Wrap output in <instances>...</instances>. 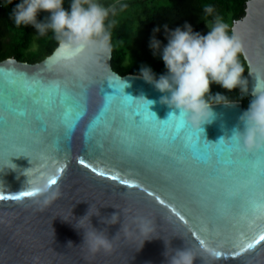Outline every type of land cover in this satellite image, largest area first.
Masks as SVG:
<instances>
[{
  "label": "water",
  "instance_id": "95a60500",
  "mask_svg": "<svg viewBox=\"0 0 264 264\" xmlns=\"http://www.w3.org/2000/svg\"><path fill=\"white\" fill-rule=\"evenodd\" d=\"M232 30L247 92L264 91V0H248ZM111 59L58 45L39 62L0 61V264H168L184 248L193 264H264V156H211L247 109L212 104V122L192 129L160 103L168 93ZM92 228L109 249L90 251Z\"/></svg>",
  "mask_w": 264,
  "mask_h": 264
},
{
  "label": "clouds",
  "instance_id": "9594fccd",
  "mask_svg": "<svg viewBox=\"0 0 264 264\" xmlns=\"http://www.w3.org/2000/svg\"><path fill=\"white\" fill-rule=\"evenodd\" d=\"M63 5L64 0H22L13 8L11 16L17 27L32 25L41 35L51 30L60 47L88 50L106 57V60L111 58L110 29L113 24L110 22L106 26L105 21L110 13L115 15V9L105 7L97 0H71L68 8ZM41 11L48 15L43 21H37ZM204 12L211 15L214 9L205 5ZM205 26L209 31L201 35L194 33L187 23L183 29L177 27L172 31L165 25L167 44L161 50L160 42L153 37L150 48L154 53L160 51L166 74L157 79L148 67H141L139 73L156 90L168 93L161 96L160 103L178 109L184 122L196 130H202L201 125L211 123L215 118L212 104L232 103L220 93L211 94L210 84H218L228 91L239 88L242 95L247 93V81L242 78L244 67L238 58L243 50L240 35L235 31L229 34V25L219 15ZM251 96L248 109L240 117L244 129L234 128L230 142L246 151L264 144V91L254 88ZM143 100L148 105L153 103ZM219 141L225 142L223 137ZM35 191L41 192L42 189L36 188ZM85 217L89 220L88 215L80 220ZM84 243L93 252L110 248L104 232L95 229L84 233ZM165 256L168 264H193L197 257L189 248L172 250L171 253L168 250Z\"/></svg>",
  "mask_w": 264,
  "mask_h": 264
},
{
  "label": "trees",
  "instance_id": "16d2710c",
  "mask_svg": "<svg viewBox=\"0 0 264 264\" xmlns=\"http://www.w3.org/2000/svg\"><path fill=\"white\" fill-rule=\"evenodd\" d=\"M248 0H97L105 7L115 9L105 21L111 22L112 68L121 75H140L141 67H148L158 79L166 74L160 51L154 53L150 40L154 37L160 42V49L167 44V33L177 27L183 29L187 23L192 31L206 35L209 31L205 24H211L219 15L229 25L231 34L234 21L245 15ZM22 0H0V61L16 58L20 61L35 63L49 56L59 45L51 30L41 35L32 25L17 27L11 16L13 8ZM71 0H64L68 8ZM214 9L211 15L204 12V6ZM48 14L39 12L37 21H43ZM158 29V31H154ZM239 61L244 67L242 78L246 79L248 65L241 52ZM239 88L228 91L220 85L210 84V93H220L228 98ZM229 100V99H228ZM230 101V100H229ZM248 109L249 103H242Z\"/></svg>",
  "mask_w": 264,
  "mask_h": 264
},
{
  "label": "snow or ice",
  "instance_id": "6c2138e0",
  "mask_svg": "<svg viewBox=\"0 0 264 264\" xmlns=\"http://www.w3.org/2000/svg\"><path fill=\"white\" fill-rule=\"evenodd\" d=\"M120 94H117V96H119ZM109 105L106 104L105 105V110L107 109ZM16 113L13 112L11 113V115H15ZM183 127V125L181 126ZM174 140L175 139H179L180 138V132L179 131H176L174 132V135L172 137ZM226 149H225V152L222 153V154H217L216 152H212L211 153V156L215 157V158H219V155H224L226 154L229 158V162L231 164H236L238 161L236 159H234V157H246V159L249 161V162H252V161H257L258 157H262L264 156V154L262 153H256V152H249V151H246L244 150L242 147L236 145L235 143H226ZM81 164H84V161L81 160L80 161ZM86 167L88 165H85ZM93 171H96L95 169H93ZM98 175H101V176H106L107 174L104 173V172H97ZM229 175H231V173H229ZM107 178L109 179H112V180H116L118 179V177H115V176H108ZM123 185H127L129 187H134L133 184H131L128 180H121L120 181ZM50 184H55L56 181L53 179V180H50L49 181ZM35 195V192H29V191H25V192H22L20 194V197H11L12 199H20L21 197H30V196H33ZM0 199H5V197L3 196H0ZM160 203H163V201L161 200ZM260 240H264V236H261L260 237ZM248 247H252V245H249Z\"/></svg>",
  "mask_w": 264,
  "mask_h": 264
},
{
  "label": "built area",
  "instance_id": "2783aa9c",
  "mask_svg": "<svg viewBox=\"0 0 264 264\" xmlns=\"http://www.w3.org/2000/svg\"><path fill=\"white\" fill-rule=\"evenodd\" d=\"M237 95H238L237 102H240V103H243V102L250 103V101L252 99L251 93H249V92H247L246 94L242 95L240 90H239Z\"/></svg>",
  "mask_w": 264,
  "mask_h": 264
},
{
  "label": "rangeland",
  "instance_id": "374dc122",
  "mask_svg": "<svg viewBox=\"0 0 264 264\" xmlns=\"http://www.w3.org/2000/svg\"><path fill=\"white\" fill-rule=\"evenodd\" d=\"M228 99H229L230 101H237V99H238L237 92L230 94V95L228 96Z\"/></svg>",
  "mask_w": 264,
  "mask_h": 264
},
{
  "label": "flooded vegetation",
  "instance_id": "af4514ba",
  "mask_svg": "<svg viewBox=\"0 0 264 264\" xmlns=\"http://www.w3.org/2000/svg\"><path fill=\"white\" fill-rule=\"evenodd\" d=\"M243 105V104H242Z\"/></svg>",
  "mask_w": 264,
  "mask_h": 264
}]
</instances>
